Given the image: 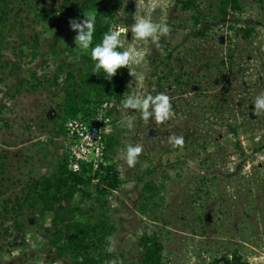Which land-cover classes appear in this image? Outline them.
Segmentation results:
<instances>
[{"label":"rangeland","instance_id":"1","mask_svg":"<svg viewBox=\"0 0 264 264\" xmlns=\"http://www.w3.org/2000/svg\"><path fill=\"white\" fill-rule=\"evenodd\" d=\"M194 2L202 14L196 27L195 10H181L176 0H120L118 4L117 30L130 27L141 16L170 28L158 41L137 40L130 31L125 34L123 49L133 51L134 59L124 67L128 89L124 98L164 93L170 97L174 115L163 123L144 121L135 110L122 108L123 98L111 118L107 135L114 148L108 164H115L121 184L96 201L92 186L91 198L83 203H93L98 209L102 200L107 201V214L114 225L108 250L114 256L105 264H140L141 234L159 229L164 264H208L223 253L231 259L234 251L241 255L240 262L234 264H264V111L257 114L247 104L264 93V5L240 0L241 8L230 10L227 20H222L214 18L219 14L218 0ZM49 14L47 7L39 6L32 16L36 23H29L41 31L45 44L55 42L63 50L61 56L77 63L85 50L75 48L76 33L69 23L57 25ZM229 24L252 28L251 36L245 39L243 32L234 35ZM205 26L209 27L205 37L197 36ZM229 37L232 58L226 50ZM4 84L0 85V104L12 90V76ZM28 97L23 103L27 116L45 124L48 114L33 107L35 97ZM217 101L231 103L234 108L219 112L208 108ZM239 103H246L245 108ZM251 113L255 119H250ZM14 132L7 130L6 134L1 129L0 141L12 142ZM47 136L38 135L30 143L9 148L5 176L10 180L0 186V200L19 189L16 179L23 185L56 167L61 148L59 143L48 145ZM170 136L183 137L184 143L174 145ZM129 144L143 146L134 166L126 163ZM202 176L206 179L199 192ZM146 182L164 188L155 196L158 206L151 208L149 202L142 214L139 207ZM31 235L27 232L26 251L35 248ZM21 251L15 248L10 255L1 254V264H18ZM39 264L57 263L41 256Z\"/></svg>","mask_w":264,"mask_h":264},{"label":"trees","instance_id":"2","mask_svg":"<svg viewBox=\"0 0 264 264\" xmlns=\"http://www.w3.org/2000/svg\"><path fill=\"white\" fill-rule=\"evenodd\" d=\"M257 1L264 5V0ZM119 3L120 0H0V85L12 76V90L5 93L7 98L0 104V130L4 129L6 134L7 130L15 131L12 142L0 141V186L5 187L4 182L10 180L5 176L9 148L30 143L38 135H48L49 139H45L47 144L55 145L57 139L65 135L67 120L89 121L105 101L113 103L107 110L111 119L128 93L124 67L109 80L103 72L93 73L90 49L81 53L79 61L74 63L61 56L63 50L55 42L45 44L40 37L41 31L29 23H36L32 17L35 11L39 6L47 7L49 18L57 21V25L62 22L67 24L73 18L82 20L84 16L95 15V46L105 32L117 27ZM176 4L184 11L194 9L193 25L196 27L200 23L202 14L194 0H176ZM240 8V0H218L219 14L214 18L227 20L230 10ZM227 27L234 35L243 32V38L251 36L252 28H235L232 24ZM208 30V26L202 27L196 35L205 37ZM228 40L226 50L232 58L231 38ZM220 62L223 63V59ZM24 70L27 72L23 73ZM196 85L201 90L199 81ZM28 95L35 97L33 107L37 106L48 114L45 124L27 116L28 109L23 103ZM209 104L208 108L217 112L234 108L231 103L223 105L217 101ZM239 104L245 108L246 103ZM247 104L254 108L252 103ZM248 116L255 119L252 113ZM243 131L246 132V129ZM42 142L39 144L47 145ZM113 148V139L106 135V160L113 155ZM203 179L206 177H200L199 192ZM15 183L19 189L0 200V264L1 254L10 255L15 248H22L23 251L22 256L16 258L18 264H39L41 256L57 264H105L114 256L108 250L114 225L107 214V201L102 200L98 209L93 203L83 205L92 196V186L97 194L95 201L100 200L99 196L105 198L118 189L121 179L114 163H103L93 173L91 164H83L80 171L74 172L69 154L62 149L59 161L51 172L29 179L23 185L19 178ZM163 188V184L144 183L143 202L139 207L142 214L149 202H152L151 208L158 206L154 199L158 196L157 191ZM152 218L157 219L156 215ZM29 231L35 240V248L26 251L28 244L25 239ZM162 235V229L141 234L140 264H164ZM240 259L241 255L234 251L231 259L223 253L208 264H234Z\"/></svg>","mask_w":264,"mask_h":264},{"label":"clouds","instance_id":"3","mask_svg":"<svg viewBox=\"0 0 264 264\" xmlns=\"http://www.w3.org/2000/svg\"><path fill=\"white\" fill-rule=\"evenodd\" d=\"M69 28L75 32V48L89 50L91 60L93 61V73H104L106 79H111L117 73V70L127 67L133 61V51L120 50L123 48V41L126 39L125 34L131 32L137 40H159L160 37L166 36L170 32L167 23H154L150 18L141 16L134 24L124 29H110L103 34L102 40L93 46V37L96 31L97 17L95 15L84 16V19H70ZM123 34V35H122ZM252 104L258 114L264 111V93L255 97ZM124 110H135L140 114L144 121L154 119L159 123L167 121L174 115L173 105L170 97L164 93H158L153 96L150 93L141 95H128L122 102ZM123 123V122H122ZM131 126V125H128ZM169 142L174 145H182L183 137L170 136ZM143 151L142 145L129 144L125 149L126 163L134 166L137 158Z\"/></svg>","mask_w":264,"mask_h":264},{"label":"built area","instance_id":"4","mask_svg":"<svg viewBox=\"0 0 264 264\" xmlns=\"http://www.w3.org/2000/svg\"><path fill=\"white\" fill-rule=\"evenodd\" d=\"M112 106V102L105 101L89 121L76 118L66 121L62 145L69 154L74 172L80 171L83 164H91L92 173L97 171L101 164H108L105 137L111 126L107 110Z\"/></svg>","mask_w":264,"mask_h":264},{"label":"crops","instance_id":"5","mask_svg":"<svg viewBox=\"0 0 264 264\" xmlns=\"http://www.w3.org/2000/svg\"><path fill=\"white\" fill-rule=\"evenodd\" d=\"M57 141H58V143H59V146H60V148H61V152H62V149H63L62 139L59 137V138L57 139ZM58 143H57V144H58Z\"/></svg>","mask_w":264,"mask_h":264}]
</instances>
